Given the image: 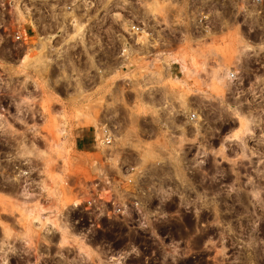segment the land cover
Wrapping results in <instances>:
<instances>
[{
    "label": "rangeland",
    "instance_id": "rangeland-1",
    "mask_svg": "<svg viewBox=\"0 0 264 264\" xmlns=\"http://www.w3.org/2000/svg\"><path fill=\"white\" fill-rule=\"evenodd\" d=\"M247 2L223 0L220 12L208 2L213 27L203 49L178 46L191 66L205 52L204 66L218 71L200 94L185 86L199 88V78L168 74L158 78L154 105L137 78L114 74H65L56 92L41 61L9 64L10 81L29 79L33 91L16 86L2 97L10 120L0 123V264H264V0ZM229 71L236 79H227ZM187 99L208 125L204 186L193 169L189 201L180 188L178 196L148 194L122 218L68 205L64 180L88 178L99 157L93 125L170 120L172 105Z\"/></svg>",
    "mask_w": 264,
    "mask_h": 264
},
{
    "label": "built area",
    "instance_id": "built-area-1",
    "mask_svg": "<svg viewBox=\"0 0 264 264\" xmlns=\"http://www.w3.org/2000/svg\"><path fill=\"white\" fill-rule=\"evenodd\" d=\"M214 1V10L220 12L217 6L223 0ZM262 1L246 0L247 4ZM208 2L212 0H0V123L10 120L8 104L2 102L4 93L16 86L26 93L33 91L29 79L10 81L9 64L24 55L25 65L39 58L41 75L56 92L65 74L92 79L114 74L137 78L142 96L153 104L159 98L155 96L158 78L168 74L199 78V88L188 80L190 84H184L200 94L204 78L218 71L215 65L204 66L205 52L198 54V66H191L190 56L179 54L178 46L193 42L190 46L203 49L213 27L205 8ZM227 79H236V73L229 71ZM192 103L187 99L180 107L176 101L170 120L132 124L102 120L93 125L92 151L99 157L93 158L88 178L64 180L74 200L68 205L122 218L138 211L148 194L178 196L180 188L183 200L189 201L194 170L204 186L208 153L207 120L191 109ZM180 115L183 119L176 120ZM238 116L247 118L243 113Z\"/></svg>",
    "mask_w": 264,
    "mask_h": 264
},
{
    "label": "bare ground",
    "instance_id": "bare-ground-1",
    "mask_svg": "<svg viewBox=\"0 0 264 264\" xmlns=\"http://www.w3.org/2000/svg\"><path fill=\"white\" fill-rule=\"evenodd\" d=\"M24 59H25V55L21 58V60H19V62L18 63H21V62H23L24 61ZM35 60H39V58L38 59H35ZM245 120V119H244ZM246 121V123L248 124V121L247 120H245ZM250 121V120H249ZM243 124V123H242ZM249 125V124H248Z\"/></svg>",
    "mask_w": 264,
    "mask_h": 264
},
{
    "label": "flooded vegetation",
    "instance_id": "flooded-vegetation-1",
    "mask_svg": "<svg viewBox=\"0 0 264 264\" xmlns=\"http://www.w3.org/2000/svg\"><path fill=\"white\" fill-rule=\"evenodd\" d=\"M262 203H264V200L263 201H261ZM253 230H254V232H256L257 230H256V228H253ZM253 232V233H254ZM255 234V233H254ZM253 236H255V235H253Z\"/></svg>",
    "mask_w": 264,
    "mask_h": 264
}]
</instances>
